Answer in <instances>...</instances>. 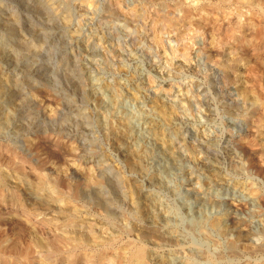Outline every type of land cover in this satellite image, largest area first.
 Listing matches in <instances>:
<instances>
[{
    "label": "rangeland",
    "instance_id": "rangeland-1",
    "mask_svg": "<svg viewBox=\"0 0 264 264\" xmlns=\"http://www.w3.org/2000/svg\"><path fill=\"white\" fill-rule=\"evenodd\" d=\"M43 1L45 9L0 0V38L27 42L0 75L23 83L25 101L35 103L0 93L3 109L22 105L26 114L0 126V261L75 264L69 255H41L37 243L49 250L60 235L63 254L75 257L77 237L89 248L113 239L106 253L114 264L124 263L129 241L147 247L151 264H264V0H205L210 10L200 20L183 19L189 0H178L180 15L176 0L166 8L158 0H91L85 12L79 0ZM134 11L141 17L130 25ZM8 12L17 20L6 31ZM56 24L63 37L51 31ZM82 65L92 89L79 77ZM104 85L119 93L115 103ZM140 112L150 123L134 120ZM39 180H51L61 203L28 188ZM145 231L164 237L143 238Z\"/></svg>",
    "mask_w": 264,
    "mask_h": 264
},
{
    "label": "bare ground",
    "instance_id": "bare-ground-1",
    "mask_svg": "<svg viewBox=\"0 0 264 264\" xmlns=\"http://www.w3.org/2000/svg\"><path fill=\"white\" fill-rule=\"evenodd\" d=\"M65 1H67V0H65ZM69 1V0H68ZM173 1V0H172ZM177 1V2H176ZM175 1V4L177 5H175L176 7H174V8H172V9H174V11L175 12H181L182 10V7L184 6V4H183V2H182V4H183V6L181 7V2L180 1H178V0H176ZM204 1L205 0H189V2H190V5H192V7H191V9H189L188 8V5H187V9H186V7L184 6V8L186 9L185 11H182L183 12V19H185V18H188V19H199L200 20V18L201 19H203V17H205V16H207L208 15V12H207V10H210L208 7H206L207 5H206V3H204ZM211 1V0H210ZM221 1V0H220ZM262 1V0H261ZM34 2H35V5L36 6H38L39 8H41V9H45L46 8V3L43 1V0H34ZM158 2H159V4H163V6H164V8H166L165 7V2H166V0H158ZM157 2V3H158ZM208 2V1H207ZM248 2L250 3V4H258L260 1H256V0H248ZM71 3V2H70ZM172 3H174V1L172 2ZM79 9L80 10H83L84 12L85 11H87V9H90L89 7L90 6H92V1L91 0H79ZM211 4V3H210ZM222 4V3H221ZM167 5V4H166ZM206 5V6H205ZM209 5V4H208ZM161 6V5H160ZM159 6V7H160ZM162 6V7H163ZM209 6H211V5H209ZM168 7V6H167ZM205 7L207 8V10H205ZM212 7V6H211ZM219 7V6H218ZM106 9H105V15H113L114 14V9L113 8H111V7H105ZM164 8H162V9H164ZM183 8V9H184ZM220 8V7H219ZM219 8H217V9H219ZM137 9H139V8H137ZM171 9V10H172ZM214 9H216V8H214ZM214 9L212 8V11H214ZM134 10H135V8H134ZM177 10V11H176ZM220 10V9H219ZM136 11V10H135ZM134 11V13H132L131 15H130V17H129V24L130 25H135V22L136 21H138L139 20V17H141L140 16V14L139 13H137V12H135ZM141 11H142V9H141ZM171 12V11H170ZM169 12V13H170ZM180 12H179V15H180ZM181 12V13H182ZM51 13H53V12H51ZM50 13V14H51ZM165 13V12H164ZM210 14H211V11L209 12ZM46 14V13H45ZM48 14L47 16H46V19H47V21H54L55 20V18H56V16H57V14ZM170 14H172V13H170ZM173 14H174V12H173ZM177 14V13H176ZM209 14V15H210ZM212 14H214V13H212ZM216 14V13H215ZM214 14V15H215ZM217 14H218V12H217ZM175 15V14H174ZM179 15H175V17L177 18V17H179ZM160 16V15H159ZM163 16V15H162ZM172 16V15H171ZM166 17V16H165ZM209 18L211 17V16H208ZM208 17H206V19H208ZM17 17L15 16V14H11L10 12H8L7 14H5V15H3L2 17H1V26L3 27V28H5V30L6 31H8V30H11V27H12V25L13 24H16V19ZM169 18V17H168ZM180 19H181V17H180ZM183 19L181 20V21H183ZM205 19V18H204ZM176 20V19H175ZM177 20H179V19H177ZM186 20V19H185ZM198 20V21H199ZM180 21V20H179ZM196 21V20H195ZM172 22H174V21H172ZM176 22V21H175ZM174 22V23H175ZM176 24H177V22H176ZM2 28V29H3ZM53 28V27H52ZM64 28L61 26V25H58V24H56V26L54 27V29H51V31L53 32V33H55V34H58L57 35V37H63V33H64ZM22 41V40H21ZM20 41V42H21ZM4 42H6V41H3V39H1L0 38V64H1V67H2V65L4 66V64L8 61V60H10L9 59V57H10V55L12 56V60L14 61V62H16L15 60H17L18 58H17V56L19 55V53L21 52V51H23V46H27V42L25 41L24 42V44H23V46H22V44L19 42V43H17V45L16 46H6V44H4ZM7 43V42H6ZM12 44V43H11ZM3 45V46H2ZM45 45H48V44H46L45 43ZM44 45V46H45ZM35 46H37V45H35ZM39 46H41V45H39ZM29 47H30V44H29ZM42 47V46H41ZM40 47V48H41ZM34 48H36V47H34L33 46V49ZM37 48H38V46H37ZM29 49H31V48H29ZM35 50V49H34ZM88 50V49H87ZM90 50V49H89ZM22 53V52H21ZM31 53V52H30ZM10 54V55H9ZM31 55V54H30ZM9 56V57H8ZM25 55H23V56H21L22 58H27V57H24ZM32 56V55H31ZM8 58V59H7ZM11 61V60H10ZM227 65H230V64H227ZM29 67H30V69H32V70H34V69H36L37 68V65H34V63L33 62H30L29 63ZM82 67H84L83 65L81 66V68H79L78 69V72H79V77H80V79L84 82V83H86V85H87V87H88V89H92V88H94L93 87V81L90 79V77H89V73L88 72H86V68H82ZM88 73V74H87ZM91 74V73H90ZM236 75H238V73H236ZM235 75V76H236ZM2 76L3 75H0V93L1 94H4V95H2V98H3V96L5 97V100L7 101V100H9V99H12L13 97H15V98H17L18 100H20V101H24V102H26L27 104H29V105H32V104H35L34 103V100H32V99H29L28 98V100H26L25 101V98H24V96H26V94L22 91V85H23V83H21V82H19V81H15V80H13V81H8V82H5V81H3V79L4 78H2ZM78 77V78H79ZM4 82V83H3ZM7 84V85H6ZM81 85V84H80ZM4 86H6L5 88V90H3L2 88H4ZM104 87H106V88H108L109 89V95L111 96V101L112 102H114L115 103V101H117L118 99H119V93L117 92V90L115 89V87H113L112 85H104ZM3 90V91H2ZM10 91H12V92H10ZM242 94V96H243V98L244 99H246V100H248V99H251L252 101L251 102H253L252 104H256V98L252 95H249V93H246L245 91H242L241 92ZM227 95V94H226ZM8 97H10V98H8ZM252 97V98H251ZM187 99V98H186ZM188 100V99H187ZM260 100V99H259ZM259 100H257V102L259 101ZM261 101V100H260ZM228 102V101H227ZM250 102V101H249ZM12 103V101L9 103L8 102V104H11ZM18 102H16V104H17ZM231 103V102H230ZM236 103V102H235ZM258 104V103H257ZM15 105V104H14ZM14 105H12L11 106V108L13 109L14 107V111H12V114H10L9 115V113H11V108L9 109V107H8V109L5 107L4 109H3V107H2V103H0V126L2 125V127H4V126H6V127H10V126H13V123H14V121L15 120H19L20 121V119L22 118V117H24L26 114H25V110H23V107H22V105L20 106V107H18V105L17 106H14ZM234 105V104H233ZM236 105V104H235ZM5 106V105H4ZM227 108V107H226ZM240 110V109H239ZM236 112V111H235ZM238 112V111H237ZM240 112V111H239ZM151 115V114H150ZM239 115V114H238ZM133 118V117H132ZM244 118V117H243ZM138 119H140V120H145L147 123H150V121H151V119L149 118V116L148 115H146V114H144V113H142V112H140V113H137V114H135V117H134V120H138ZM35 123V122H34ZM150 125V124H149ZM148 125V126H149ZM151 125H154L153 126V128H156V124H151ZM32 126V125H31ZM150 127V126H149ZM129 128V129H128ZM126 129H127V133H130V134H132V128L130 127V125H127L126 126ZM125 129V130H126ZM20 137L19 136H17L16 138L14 137V142H20L19 139ZM200 144H202V143H200ZM205 146V145H204ZM206 147H208V146H206ZM264 148V147H263ZM82 151V150H81ZM86 152V151H85ZM85 152H82V153H80V152H77V155L79 156V160H80V158H81V162L82 163H85V164H87L86 166H88V167H90L91 165H92V159L90 160V159H87V158H85ZM88 152V151H87ZM89 155H90V153H89ZM92 155V154H91ZM237 159V158H236ZM203 162V161H202ZM201 162V163H202ZM205 164V163H204ZM91 167H93V166H91ZM203 167V166H202ZM206 167V166H205ZM209 167V166H208ZM85 168V167H84ZM1 169V168H0ZM196 169V168H195ZM203 169H205V168H203ZM207 170H210L209 168H206ZM205 169V170H206ZM3 170V169H2ZM2 170L0 171V187H4L5 185H6V178H5V176H6V174H5V172L3 171L2 172ZM91 170V169H90ZM89 170V171H90ZM206 172V171H205ZM207 173V172H206ZM8 174V173H7ZM89 174H90V172H89ZM87 175L86 177H88L89 176V178H88V180H85L86 182L87 181H89V182H91L92 181V183H91V185L93 184V180L94 179H98L97 177L96 178H92L91 179V175L93 174H90V175ZM93 177L95 176V175H92ZM101 180V179H100ZM61 181V180H60ZM64 181V180H63ZM102 181V180H101ZM62 183V182H61ZM64 183V182H63ZM88 183V182H87ZM100 184V183H99ZM209 184H210V182H209ZM94 185V184H93ZM211 185V184H210ZM211 187H212V185H211ZM28 188L29 189H31V190H34V191H37L38 193V195H39V197L40 198H42L45 202H47V201H53V202H55V203H57V204H59V203H61V200H62V198H61V196H60V194H59V192H58V194L56 193L57 191L56 190H54L55 189V186H54V184H52L51 183V180H47V181H42V180H39V181H36V182H30L29 183V185H28ZM208 188V187H207ZM56 191V192H55ZM81 193V192H80ZM73 194V193H72ZM75 194L76 195H79V191H75ZM75 194H73V195H75ZM64 200H66V199H64ZM68 201H70V200H68ZM227 203L228 204H232L233 203V201L232 200H229V201H227ZM135 214V213H134ZM133 214V215H134ZM137 215V214H136ZM138 216V215H137ZM128 218V217H127ZM199 219V218H198ZM193 220V219H192ZM138 221V220H137ZM140 221V220H139ZM201 221V220H200ZM199 221V222H200ZM211 223L210 224H212L213 225V227L214 226H216L217 224L219 225V222H218V220L217 219H215V218H213L212 217V219L211 220H209ZM192 222V221H191ZM194 222H195V220H194ZM194 222H192L191 224L193 225L192 227H195L194 225ZM135 223V222H134ZM198 222H196V225L198 226V224H200V223H198ZM122 227V226H121ZM123 227H124V225H123ZM126 229H127V227H125ZM124 228V229H125ZM134 229V228H133ZM234 229V228H233ZM118 231V230H117ZM131 231V230H130ZM134 231V230H133ZM89 232H90V235L93 237L94 236V232L92 231V229H89ZM123 232V231H122ZM129 232V231H128ZM119 234V233H118ZM241 234V233H240ZM122 235V234H121ZM120 235V236H121ZM60 236V235H59ZM59 236H56V240H53V242L51 241V243H53V246L48 250V247L47 246H49V245H47L46 243H42V242H38L37 244H39V246H40V248H43V249H41V255L45 258V260L46 259H48V258H50L51 256H53V254H55V256L57 255H65V256H67V255H69V257H71V263H77V261H83L84 263H87V264H92V260L94 259L96 262V264H114L113 262H115L114 261V257H115V260H116V256H114V257H112V255H108L107 253H106V247L108 246V245H110L111 243H112V240L113 239H111V241L110 240H108L107 238V240H105V239H102V240H100L99 241V245H98V243L97 242H95V241H92V242H94V243H97V245H98V247H95V245H94V247L95 248H92L91 246V248H89V247H86V245L84 246V244H85V242L83 243L82 241H80L81 239L79 238L78 239V237H77V239H76V237H75V239H76V241L77 240H79V241H77V242H75L74 243V245L75 246H77V248H78V252H77V255H76V257L74 256L75 255V253L74 252H72V253H69V254H63V250L64 249H60L61 248V246L59 247V244H60V242L59 241H62L63 242V240L62 239H64L63 237L61 238H58ZM138 236V235H137ZM143 238L144 237H146V238H149V237H151L152 238V236H154V237H159L160 239L161 238H163L164 237V235L161 233V232H159V231H156L155 233L153 232V233H148V231H145L144 233H143ZM111 237V236H110ZM113 238H114V236H112ZM105 238V237H104ZM151 238H150V240H151ZM54 239V238H53ZM67 239V238H66ZM72 239V238H71ZM74 239V238H73ZM72 239V240H73ZM116 239V237L114 238V240ZM118 239V238H117ZM142 239V238H141ZM154 239V238H153ZM158 239V238H157ZM68 240V239H67ZM71 240V241H72ZM66 241V240H65ZM74 241V240H73ZM119 241V240H118ZM140 242V241H139ZM47 243H49V242H47ZM83 243V244H82ZM126 243V242H125ZM153 243V242H152ZM229 244H230V242H229ZM232 244V243H231ZM230 244V246L232 247L231 249H233V251H234V244H232L231 245ZM68 245V244H67ZM73 245V244H72ZM71 245V246H72ZM73 245V246H74ZM114 245V244H113ZM128 245V252H127V254H125V256H124V254L123 253H125L124 251H123V260H124V263H122V264H151V261H150V259H149V256H148V254H147V252H146V248H145V246L142 244V243H135V242H133V241H129V244H127ZM69 247V246H68ZM116 247V246H115ZM125 247V246H124ZM127 247V246H126ZM28 248H29V246H28ZM62 248H65V249H67L66 247H62ZM71 248V247H70ZM76 248V247H75ZM74 248V249H75ZM108 248V247H107ZM112 248H110V250L109 251H111L112 252V250H111ZM122 249H124V248H122ZM69 250V249H68ZM114 250V249H113ZM116 250H118V249H116ZM29 251V250H28ZM66 250H64V252H65ZM119 251V250H118ZM25 252V251H24ZM69 252H71V250L69 251ZM115 252V251H114ZM120 252V251H119ZM122 252V251H121ZM120 252V253H121ZM26 253H27V248H26ZM74 253V254H73ZM119 253V254H120ZM18 254H20V253H18ZM21 254H23V252L21 253ZM21 254L19 255L20 257H21ZM28 254V253H27ZM26 254V255H27ZM71 254H73V255H71ZM111 254V253H110ZM115 254V253H114ZM119 254H118V256H119ZM121 254V255H122ZM71 255V256H70ZM117 255V254H116ZM120 255V256H121ZM25 256V255H24ZM27 256H29V255H27ZM118 256H117V258H118ZM19 257V258H20ZM60 257V256H59ZM122 257V256H121ZM18 258V257H17ZM22 258H23V256H22ZM28 258V257H27ZM27 258H26V256H25V260H27ZM19 260V259H18ZM22 260V259H21ZM20 261V260H19ZM119 261V260H118ZM118 261H116V263L115 264H117L118 263ZM2 262H4V260L3 261H0V263H2ZM119 262H121V261H119ZM4 263H6V262H4ZM4 263H2V264H4ZM75 263V264H76ZM95 263H93V264H95ZM78 264V263H77ZM120 264V263H119ZM167 264H170V263H167Z\"/></svg>",
    "mask_w": 264,
    "mask_h": 264
}]
</instances>
